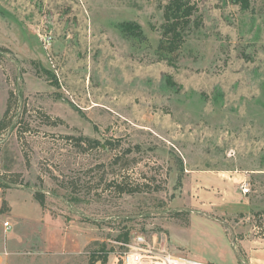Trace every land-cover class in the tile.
<instances>
[{
  "label": "rangeland",
  "instance_id": "374dc122",
  "mask_svg": "<svg viewBox=\"0 0 264 264\" xmlns=\"http://www.w3.org/2000/svg\"><path fill=\"white\" fill-rule=\"evenodd\" d=\"M173 1L0 0V264H121L136 233L171 234L194 262L264 264V0H182L190 22L167 46ZM35 192L94 240L45 247L43 222L9 210L33 217ZM211 218L255 229L208 237Z\"/></svg>",
  "mask_w": 264,
  "mask_h": 264
},
{
  "label": "crops",
  "instance_id": "0c3cea01",
  "mask_svg": "<svg viewBox=\"0 0 264 264\" xmlns=\"http://www.w3.org/2000/svg\"><path fill=\"white\" fill-rule=\"evenodd\" d=\"M3 113H4V110L0 114V120L3 116ZM208 182H209V185L207 188H209V195H210V199H211V197H213L212 194H215L216 191L219 190V192H221L222 186H221V182L212 181V179H210ZM243 182L244 181H241L239 184H241ZM241 199H243V197L240 198L238 196L237 202L233 201L229 206L232 209L238 210V212H239L240 210L237 209V207L242 205V202H240ZM228 202H230V201H227V203ZM34 203L37 204V207H36L37 212H35L33 217L21 216V215L19 216L18 214H16L14 212L13 204H11V203L9 204V210H10V214H11L13 219L23 218L24 220L32 222L33 224L34 223L35 224H41L43 222L44 229L41 230L40 233H41L42 237H44V238L46 237L45 244H44L45 247L51 246V245H49V243H51L49 240V237H59L62 234L67 235V233H72V232H73L72 235L65 236L68 238L60 240V242L57 244L61 245V247L65 246V245L67 247H73L76 245L77 246H80V245L83 246L84 244H87L88 242H91L94 240L93 238H91V237L89 238V237L85 236L83 233H80L79 229H73V228L68 229V227H67L65 229V232H64L63 229H60L61 227H63L62 225L58 226L56 224H52L51 219H48L47 215L45 213H43L42 208L39 206V204L35 200H34ZM204 205L209 206L212 209L216 210L217 207L221 208V206H224V203H212L211 202L210 204H208V202H207L206 204H203V206ZM246 205H247V203H246ZM230 207H226V209L230 208ZM220 208L219 209L217 208V210H220ZM193 218L194 217L190 218V220H189L190 223H191V220ZM211 220H212V222L204 221V222H206V223H204V229H205L206 233L208 234V237H252L251 236L252 231L255 229L254 227L251 228V226L247 225L245 223L246 221H243L242 219L241 220H234V219L225 218L222 220H216V219L211 218ZM202 222H203L202 220L195 221L196 224L199 223L198 225H203ZM190 223L187 227L190 226ZM263 236H264L263 234H260V236H258V237H263ZM167 237H172V236H171V234H169V236H167ZM11 245H9L10 247L8 246V248H11ZM56 245H54V247H56Z\"/></svg>",
  "mask_w": 264,
  "mask_h": 264
},
{
  "label": "built area",
  "instance_id": "2783aa9c",
  "mask_svg": "<svg viewBox=\"0 0 264 264\" xmlns=\"http://www.w3.org/2000/svg\"><path fill=\"white\" fill-rule=\"evenodd\" d=\"M243 194L249 193V184L243 183L240 187ZM12 229L7 220L0 222L2 235H7ZM264 235V234H263ZM121 251L114 254L121 264H207L191 261L170 251L169 241L164 233L146 236L136 233L129 239L117 243Z\"/></svg>",
  "mask_w": 264,
  "mask_h": 264
},
{
  "label": "trees",
  "instance_id": "16d2710c",
  "mask_svg": "<svg viewBox=\"0 0 264 264\" xmlns=\"http://www.w3.org/2000/svg\"><path fill=\"white\" fill-rule=\"evenodd\" d=\"M235 2L236 4H239L240 8L243 10L249 7L248 0H235ZM169 13H171V15H167ZM167 14L165 16V20L169 21V19L171 18L172 21H171V24L167 26H163V29H165L164 27L168 28V31H166L165 33L163 32V36L165 38L167 37V39H165V42H166V45L169 46L170 41L177 42L178 38L180 37V33L176 32L177 28L181 27L182 25L187 26L189 24L190 21L188 19L191 16V7L188 5V3L182 2V0H175L171 3V7L169 8V11L167 12ZM163 49H167V48L164 47ZM9 111H10V99L7 102L6 109L0 120V135H2L1 132L4 131L5 128L7 127L6 119L8 118ZM1 183L6 184V186L9 185V183H6V181H4L3 179L1 180ZM117 188L120 192L122 193L125 192L122 187L119 186ZM33 197H34V200L39 204V206L43 208L44 207L43 194L39 192H35ZM94 260L96 261L98 259L91 257L89 264H92L93 262H95Z\"/></svg>",
  "mask_w": 264,
  "mask_h": 264
}]
</instances>
